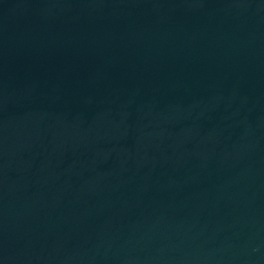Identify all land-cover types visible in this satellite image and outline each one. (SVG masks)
Returning <instances> with one entry per match:
<instances>
[{
	"label": "water",
	"instance_id": "1",
	"mask_svg": "<svg viewBox=\"0 0 264 264\" xmlns=\"http://www.w3.org/2000/svg\"><path fill=\"white\" fill-rule=\"evenodd\" d=\"M0 264H264V0H0Z\"/></svg>",
	"mask_w": 264,
	"mask_h": 264
}]
</instances>
